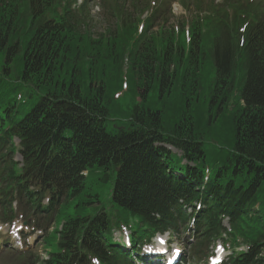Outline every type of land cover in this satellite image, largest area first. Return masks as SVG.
I'll return each instance as SVG.
<instances>
[{
	"label": "trees",
	"instance_id": "16d2710c",
	"mask_svg": "<svg viewBox=\"0 0 264 264\" xmlns=\"http://www.w3.org/2000/svg\"><path fill=\"white\" fill-rule=\"evenodd\" d=\"M15 2L22 7L17 9L8 0H0V49L8 41L15 47L24 44L22 66L43 91L36 116L26 123L29 134L21 132L25 165L37 164L40 173L46 174L55 168L68 196L78 199L91 193L83 171H88L89 177L96 170L102 181L116 174L114 202L138 216L146 232L176 229L179 221L190 217L180 200L191 199L194 180L202 183L205 154L201 148L195 153L184 146L195 165L181 166L169 150L155 145V141L164 140L163 133L156 130L164 129L158 113L175 90H185L186 96L195 93L197 103L200 95H207L211 105L219 109L226 108L236 93L240 110L235 117L233 169L230 171L222 155L215 158L217 165L205 193L210 205L202 195L205 208L198 213L196 225L201 246L203 241H215L221 231L215 218L220 211L229 210L232 220L239 218L232 222L233 228L253 241L237 264H264V14H254L242 46L239 35L235 36L241 23L237 21L238 10L233 21L228 13L220 12L213 19L208 14L203 23L197 17L190 26V51L184 54L182 40L173 47V30L166 38L156 39L160 48L153 47L152 41H139L134 25L116 34L89 32L82 36L74 23L76 12L68 4L59 0ZM80 14L83 17V12ZM179 35L184 39L183 30ZM132 40L137 42L126 47ZM79 42L81 46L76 47ZM125 72L140 100L127 127L109 131L106 125L115 104L111 85L119 87ZM94 79L102 84L92 88ZM194 130L188 123L167 128L178 146L183 143L180 136L191 140ZM172 169L182 170L184 176L174 175ZM8 174L11 186L19 171L9 169ZM0 180L6 182L3 176ZM37 182L44 185L39 179ZM202 187L205 189L204 183ZM52 197V203L59 204L64 195L53 192ZM252 205H256L258 220L240 218L253 210ZM201 216L210 226L200 222ZM88 223L90 228L85 222L73 221L65 232L67 240L72 243L84 233L98 238L107 229L104 213ZM65 248L61 242L58 251H51L49 259L40 262L66 264L69 252H63Z\"/></svg>",
	"mask_w": 264,
	"mask_h": 264
},
{
	"label": "rangeland",
	"instance_id": "374dc122",
	"mask_svg": "<svg viewBox=\"0 0 264 264\" xmlns=\"http://www.w3.org/2000/svg\"><path fill=\"white\" fill-rule=\"evenodd\" d=\"M145 1L146 0H120V2L118 3L115 1L113 6L110 9L107 7V2H104L100 5L94 3V6L90 8L92 15L95 17V18H92L93 20L92 24L94 28L98 27L99 29H102L104 27H111L112 24H116V23L121 24V20H120L121 13H119V10L121 8L123 9V11H126V12H135V9H134L135 3L141 2V6L139 7V10H142V8L145 5ZM206 1L208 0H190L191 12L185 10L182 7L183 13H181L182 12L181 9H179L177 13L173 12L175 16L170 20V23L172 22L174 24L175 22H177V20L180 18L181 15L185 16L182 19H186L188 17L190 18V16L193 14V10L195 9L196 4L200 2V3H203V6H205L207 4ZM177 2L180 3L181 0H177ZM98 6L103 7L102 11L98 10L99 9ZM146 17H147V12H145L143 15L140 16V18L142 19ZM164 17H168V16H164ZM182 19L181 21H187V20H182ZM153 35H155V33L151 30L148 33L147 38ZM157 44L159 43L157 42ZM125 63L127 62L125 61ZM125 68H126V65H125ZM212 76L213 75H211V77ZM20 93L23 95V101H26V104L28 105L34 103L37 99V94L34 92L33 93L30 92V90L27 88H23L22 90H20ZM14 95L15 93H13L12 96ZM126 97H127V102L130 103L131 98L128 95ZM207 100H210V98H203L200 95L199 103L201 104L202 109L199 111V113H200V116H203L204 114L205 116L201 120L195 119L193 117L194 126L198 128L197 136L201 142H203L204 144L210 147L211 151L215 148H221L222 150L228 149L232 145L233 140H234V137H233L234 132H235L234 123H233L234 117L227 116V113H224L223 111L218 112L216 109L209 111L206 106ZM234 100H236V98H233L231 101H234ZM237 106L238 105L236 103V107L232 111L233 115L237 111V108H238ZM164 107L169 108L173 110L174 112H176L177 120H183L186 123L191 124V122L189 121L187 117H182V114H187L184 104H182L180 109H178L175 106V104H171L170 106L166 104ZM113 109L116 112L120 111L119 105L118 106L114 105ZM163 124L165 127H173L174 125L169 120H164ZM113 127H115V125L108 123V128H113ZM15 158L18 160H21L19 154H17ZM87 186L91 188V193H92V189L98 191L99 198H98V201L96 199H93L91 201L93 203L91 204L82 205L83 207L79 213L80 215H94L97 210L96 207H102V208L105 207L107 210H110L112 208L113 203L111 201V198H112L113 182L110 179H107L105 181L100 180L99 175L97 174V171L95 170V173H93L91 177L88 178ZM109 188H110V192H109ZM90 194L86 195L88 200L92 199ZM76 202H78V200ZM73 212H75V210ZM125 217L126 215L122 214L120 219H124ZM131 221L133 222V220ZM1 226L3 228L0 230V237H2L3 239H6L10 236L9 231H11V229H9V227L5 225H1ZM169 237L172 238V244H176L177 241H179L177 237H173V236H169ZM43 243H44V239H40L36 247L24 248L22 250L28 249V250L33 251L34 256L37 257V261H38L40 258H45L49 254V252L46 251V248L42 246ZM47 243L48 245H52L53 247H56L55 236L51 235L48 238ZM3 247H4L3 241H0V248L3 250V251L0 250V254H1L0 264H16V262L19 260L14 257L8 258L7 257L8 256L7 253H9L8 248L3 249Z\"/></svg>",
	"mask_w": 264,
	"mask_h": 264
},
{
	"label": "snow or ice",
	"instance_id": "6c2138e0",
	"mask_svg": "<svg viewBox=\"0 0 264 264\" xmlns=\"http://www.w3.org/2000/svg\"><path fill=\"white\" fill-rule=\"evenodd\" d=\"M163 243V241H161Z\"/></svg>",
	"mask_w": 264,
	"mask_h": 264
}]
</instances>
